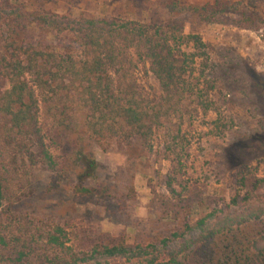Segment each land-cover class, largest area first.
Here are the masks:
<instances>
[{"label": "rangeland", "instance_id": "1", "mask_svg": "<svg viewBox=\"0 0 264 264\" xmlns=\"http://www.w3.org/2000/svg\"><path fill=\"white\" fill-rule=\"evenodd\" d=\"M38 14L116 16L167 31L168 48L185 70L178 78L185 90L142 153L135 148L128 157L130 151L114 140L103 142L105 148L86 141L83 149L95 161L86 178L74 158V135L59 132L39 115L54 163L20 170L23 183L27 177L22 190L11 174L0 229L37 228L46 235L58 225L60 239L78 256L102 232L121 236L131 247L149 244L142 257L168 262L191 247L199 218L235 209L233 197L251 191L252 201L264 205V0H0V44L15 15L36 40ZM136 78L145 92L158 95L146 66L137 65ZM2 156L0 165L7 169ZM80 182L103 189L102 194L77 191ZM9 257L10 250L0 249V264ZM142 259L99 254L80 264H145Z\"/></svg>", "mask_w": 264, "mask_h": 264}, {"label": "trees", "instance_id": "2", "mask_svg": "<svg viewBox=\"0 0 264 264\" xmlns=\"http://www.w3.org/2000/svg\"><path fill=\"white\" fill-rule=\"evenodd\" d=\"M17 16L6 23L0 44L4 83L0 85V155L8 160L7 169L0 165V208L8 198L11 174L22 190L27 177L23 183L20 170L54 163L41 137L39 115L59 132L74 135V158L86 178L95 165L83 149L86 141L105 148L103 142L114 140L123 151H130L128 157L135 148L142 153L150 147L153 129L176 109L185 90L178 85L185 70L176 65L168 48L167 31H151L146 24L122 22L116 16L70 19L38 14L34 18L40 35L32 41L25 21ZM184 36L199 42L196 35ZM138 64L156 79L157 96L138 84ZM53 184L57 186V181ZM74 186L95 196L103 191L82 182ZM252 199L253 193L246 191L231 199L237 204L231 212L211 213L206 221L199 218L200 232L191 247L168 262L142 257L149 244L131 247L121 236L102 232H96L90 248L78 256L60 239L58 225L46 235L37 228L0 229V249L10 250L7 264H80L99 254L108 258L135 254L145 264H264V205Z\"/></svg>", "mask_w": 264, "mask_h": 264}]
</instances>
